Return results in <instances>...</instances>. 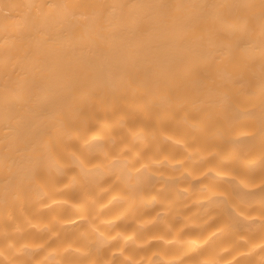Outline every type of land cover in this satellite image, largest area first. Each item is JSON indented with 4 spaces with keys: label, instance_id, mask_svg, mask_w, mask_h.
Returning a JSON list of instances; mask_svg holds the SVG:
<instances>
[{
    "label": "clouds",
    "instance_id": "9594fccd",
    "mask_svg": "<svg viewBox=\"0 0 264 264\" xmlns=\"http://www.w3.org/2000/svg\"><path fill=\"white\" fill-rule=\"evenodd\" d=\"M229 7L259 21L264 38V0H229ZM35 11L42 27L64 14L56 5ZM46 39L17 33L0 41V110L60 71V63L56 72L35 69L37 45ZM143 70L167 82L184 63L169 58ZM162 96L151 110L140 104L131 113L98 106L102 118L75 113L76 128L62 114L41 121L63 158L39 125L28 136L0 139V154L20 149L7 168L0 159V176L8 177L0 192V264H264V198L235 191L264 195V180L250 186L225 171L232 158L210 146L213 134L167 89ZM141 117L145 124L133 127Z\"/></svg>",
    "mask_w": 264,
    "mask_h": 264
},
{
    "label": "bare ground",
    "instance_id": "6f19581e",
    "mask_svg": "<svg viewBox=\"0 0 264 264\" xmlns=\"http://www.w3.org/2000/svg\"><path fill=\"white\" fill-rule=\"evenodd\" d=\"M53 5L64 14L42 27L35 10ZM81 16L86 19H76ZM118 17L124 18L119 26ZM258 23L245 9L229 7V0H3L0 41L17 33L32 42L46 35L37 45L35 69L56 72L60 63V71L33 81L0 110V139L28 136L39 125L63 158L55 133L41 121L62 114L67 127L76 128L73 115L102 118L98 106L131 113L143 104L151 110L163 102L167 89L182 111L213 134L210 146L231 156L224 170L243 176L250 186L259 184L264 180V38ZM169 58L184 63V72L170 81L158 82L143 70ZM107 114L111 119V111ZM143 124L141 117L132 126ZM19 151L0 154L4 168L16 162ZM7 179L0 176V192ZM235 191L264 198L260 191L247 194L239 186Z\"/></svg>",
    "mask_w": 264,
    "mask_h": 264
}]
</instances>
